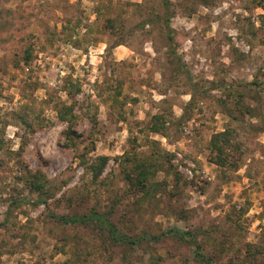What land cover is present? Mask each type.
I'll list each match as a JSON object with an SVG mask.
<instances>
[{
	"label": "rangeland",
	"instance_id": "obj_1",
	"mask_svg": "<svg viewBox=\"0 0 264 264\" xmlns=\"http://www.w3.org/2000/svg\"><path fill=\"white\" fill-rule=\"evenodd\" d=\"M226 129L237 166L213 160ZM127 152L158 153L154 197L128 183ZM95 207L132 234L191 230L215 264H264V0H0V264H198L174 239L110 247L55 217Z\"/></svg>",
	"mask_w": 264,
	"mask_h": 264
},
{
	"label": "trees",
	"instance_id": "obj_2",
	"mask_svg": "<svg viewBox=\"0 0 264 264\" xmlns=\"http://www.w3.org/2000/svg\"><path fill=\"white\" fill-rule=\"evenodd\" d=\"M168 2L169 0H164V5L166 6ZM167 21L168 28H170V18H168ZM111 26H113L112 23ZM168 35L169 40H172L173 37L170 32ZM23 61L27 64L31 62V54L29 51H27L26 55L23 57ZM73 108L74 106H68L65 110H61L59 112V118L62 121H68V123H71L72 125L76 117ZM13 114L17 116V118L22 120V122L25 124L27 132H33L35 130L32 122H27L22 114H16V112H13ZM161 118V114H157L152 117L149 127L152 132L158 134L165 133L167 127L165 125V121H162ZM234 139L235 135L233 129H226L214 135L212 148L216 153V156L213 159L215 163L224 167L228 166V164H232L234 166L238 165V157H236L235 152L240 150V145L239 143L237 144ZM25 141H23L20 149L23 148V144H25ZM157 156V152L142 154L127 152L119 157L128 183L131 186L134 185L138 188V190L142 194L143 199H146L149 194H152V196L154 197L156 195L155 192L161 186V183L159 181H155L156 174L161 170L160 162L158 161ZM108 161V156L99 155L94 159H84L83 165L85 166L86 170L90 171L93 174V180L98 181V179H100V177L102 176L108 164ZM26 171L27 172L24 175H21L20 178L26 182L28 188L39 193L45 192V174L40 171L33 173L28 169H26ZM44 200L46 199H41L37 202H44ZM55 217L56 220L62 225L85 226L92 228L93 231L97 232L96 235L102 238L104 243L110 247H134L141 245L143 242H145V240H148L151 243H155L161 242L164 238H169L181 242L187 246L193 247L194 260L198 264H215L214 256H210L204 250V245L206 244L205 242L208 239L202 238L201 242L198 234L191 230L172 227L164 230L159 234L150 235L147 232H142L141 234H132L129 232H124L121 228H119L117 222L114 219V209L102 212L96 207L82 213H72L70 215H55ZM221 247H219V253H221L222 251H230V246L227 248L223 246ZM232 250L233 249H231V251ZM161 258L162 257L154 258V256H152L151 264H161ZM75 263L76 262L74 261V259L71 258L66 260L64 264Z\"/></svg>",
	"mask_w": 264,
	"mask_h": 264
}]
</instances>
